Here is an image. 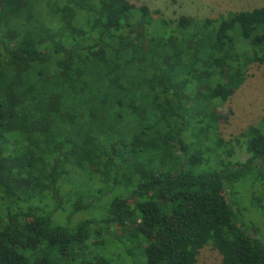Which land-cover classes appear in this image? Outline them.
Segmentation results:
<instances>
[{"label":"trees","instance_id":"trees-1","mask_svg":"<svg viewBox=\"0 0 264 264\" xmlns=\"http://www.w3.org/2000/svg\"><path fill=\"white\" fill-rule=\"evenodd\" d=\"M150 13L0 0V264H199L206 245L220 264H264L233 201L239 185L264 198V117L229 139L216 122L248 64H264V6L185 23ZM103 188L102 217L74 222Z\"/></svg>","mask_w":264,"mask_h":264},{"label":"rangeland","instance_id":"rangeland-1","mask_svg":"<svg viewBox=\"0 0 264 264\" xmlns=\"http://www.w3.org/2000/svg\"><path fill=\"white\" fill-rule=\"evenodd\" d=\"M129 2L137 7L145 5L150 9L151 13L146 17L147 21L162 16L180 23H185L192 17L196 19L216 17L228 11L251 10L264 6V0H129ZM203 89L206 90V88ZM216 113L218 132L224 139L244 135L249 126H258V122L264 117V64L258 62L248 64L247 74L242 84L234 90L227 101L217 107ZM256 187L257 190L262 191L260 185ZM235 188L238 193L236 196L234 195L233 201L238 208L236 211L241 222L250 229L255 228L264 239L263 196L260 197L261 193L256 195L257 199H261V203H256L250 188L244 185ZM94 189L97 191V188L94 187ZM108 190V188H103L102 191L105 193L96 195V203L88 211L75 214L74 222L85 218L99 220L104 214V207L109 201L108 198H111V191V194H106ZM223 193L228 195L229 188H226ZM62 211L59 212V217L55 220L64 223L69 211L65 208ZM172 220L173 217L169 214L167 223ZM132 231L133 227L125 224L117 225L115 229H112L113 236H116L118 240L120 239L126 248L131 245L127 239ZM179 231L182 234H187L184 229ZM91 244L96 248L95 252L99 253L105 247L102 240L92 239ZM109 258L116 260L118 253L113 252ZM197 258L199 264H220L222 256L216 249L206 245L200 249ZM141 260L144 261L143 258ZM135 261L136 264H140V262L137 263L136 257ZM129 262L131 263V261ZM66 263L69 264L68 261Z\"/></svg>","mask_w":264,"mask_h":264}]
</instances>
